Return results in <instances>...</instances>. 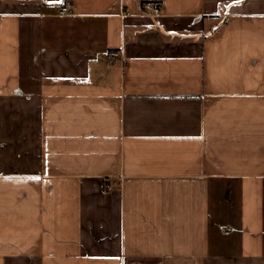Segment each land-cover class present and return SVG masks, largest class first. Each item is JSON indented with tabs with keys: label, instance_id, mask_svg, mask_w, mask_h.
Returning a JSON list of instances; mask_svg holds the SVG:
<instances>
[{
	"label": "crops",
	"instance_id": "crops-1",
	"mask_svg": "<svg viewBox=\"0 0 264 264\" xmlns=\"http://www.w3.org/2000/svg\"><path fill=\"white\" fill-rule=\"evenodd\" d=\"M144 1L0 0V264H264V0Z\"/></svg>",
	"mask_w": 264,
	"mask_h": 264
},
{
	"label": "built area",
	"instance_id": "built-area-1",
	"mask_svg": "<svg viewBox=\"0 0 264 264\" xmlns=\"http://www.w3.org/2000/svg\"><path fill=\"white\" fill-rule=\"evenodd\" d=\"M141 10L144 13L150 14V15H159L161 12V1L159 0H147L144 1L141 5ZM61 13H67L68 12V7L67 5H63L60 8ZM110 56H115L117 55L116 51H110L109 52Z\"/></svg>",
	"mask_w": 264,
	"mask_h": 264
}]
</instances>
